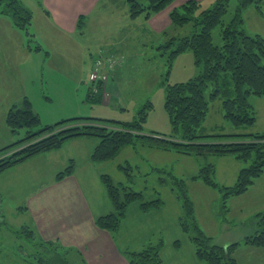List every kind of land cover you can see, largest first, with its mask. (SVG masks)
I'll return each instance as SVG.
<instances>
[{
	"label": "trees",
	"instance_id": "1",
	"mask_svg": "<svg viewBox=\"0 0 264 264\" xmlns=\"http://www.w3.org/2000/svg\"><path fill=\"white\" fill-rule=\"evenodd\" d=\"M176 1L128 0L130 16L137 18L143 15L150 19L170 8ZM261 1L217 0L210 8L202 10L200 3L192 0L170 12L172 29L164 32L160 44H155V48L151 47V50L164 61L167 71L162 74L161 85L165 87V108L171 120L172 132L176 135L167 136L145 131L144 127L152 108L150 101L139 109L130 123L76 117L42 127L39 116L25 97L22 106L14 105L9 110L7 124L13 133L22 128L27 129V137L0 150V174L36 156L59 150L65 142L75 138L99 140L91 155L94 163L112 161L124 148H133L139 153L140 148L145 147L198 159L209 156H234L245 165L233 186H222L215 180L216 166L211 163L188 179H200L205 185L219 191L222 195L221 207L227 208L228 211V201L234 196L245 194L264 173V134L236 131L223 133L219 131L218 126L214 127L210 131L213 133L210 134L203 132L204 124L214 102L220 108L221 114L223 113L222 119L233 128L243 129L255 124L256 109L250 99H264V38L247 32L245 14L251 7L260 9ZM0 12L10 18L18 29L27 30L31 25L33 16L19 0H0ZM82 21L83 18H80L79 23ZM216 29L220 30V43L215 42ZM185 52L194 54L198 75L186 83L172 84L169 82V76L174 60ZM99 96L89 94L90 99L103 98L102 95ZM218 100L221 103L218 104ZM35 129L37 130L34 131ZM73 167L71 162L58 175V179L62 180L70 175ZM118 169L123 173L125 182L116 184L110 175L101 176L114 210L96 220L98 228L111 233L119 231L126 210L132 203L139 202L144 211L159 209L164 204L160 196L162 192L154 185L146 184L154 194L150 200L145 199L144 191L135 189L139 177L136 173L142 171L129 162L120 164ZM155 172L162 175L161 170ZM169 175L174 177V174ZM147 177L150 176L143 174L141 178ZM160 177L159 182L164 181ZM174 179L179 182L181 192L185 193L178 197L182 200L185 211V216L180 217L181 229L194 243L197 258L206 264H235L232 252L239 243L228 247L213 244V239L198 226L194 202L185 191L187 181L178 177ZM146 182L148 183V180ZM160 186L163 185L159 184V188ZM172 190L175 193L177 191L174 187ZM25 230L33 233L24 227L19 234L24 235ZM193 231L197 232L196 236L189 235ZM242 241L246 245L264 247V221L256 233ZM48 244L50 245L47 248L44 244L34 243L45 251L36 254L39 264H71L66 257L67 252L62 253L59 246ZM180 245L181 241L175 242L176 247ZM162 247L161 242L142 251H128L126 258L130 264H165L161 255ZM46 256L48 262L44 260Z\"/></svg>",
	"mask_w": 264,
	"mask_h": 264
},
{
	"label": "rangeland",
	"instance_id": "2",
	"mask_svg": "<svg viewBox=\"0 0 264 264\" xmlns=\"http://www.w3.org/2000/svg\"><path fill=\"white\" fill-rule=\"evenodd\" d=\"M19 1L21 5L32 14L33 18L27 30H21L15 27L16 31L10 32L6 31L0 24V77L3 76V80L0 78V88H2L0 90L3 91L0 92V150L6 149L27 137V129L22 128L16 133H13L7 124L9 110L14 105L22 106V101L25 97L31 103L33 111L39 116L42 127L54 125L61 121L76 117H91L120 123H130L139 111L138 109H141L150 101L152 102V108L144 127L145 131L167 136L176 135V133L174 134L172 132L171 120L165 108L166 91L165 87L161 85L160 79L161 75L167 71H165L164 61L160 57L157 56L149 61L146 59L141 60V58L138 59L137 61L144 64L143 68L138 67L140 63H136V59L132 60L133 63L131 62V65H127L128 67L123 71L122 76H128L130 71L135 72L133 73L134 77H129V79L125 77L126 80L120 81L121 84H118L119 93H112L111 96L106 93L105 99L102 101L99 99H90L89 80H87V75H81L77 78L76 75L78 71H74L75 73L73 72V75L70 70L71 68L66 67V62H63L60 57L51 59L47 57L48 52H50V57L55 55L54 53L58 50L61 40L56 38L55 35H48L47 28L45 27L46 20L41 0ZM204 8L206 9L208 6H204ZM204 8H202V10ZM200 12L201 10L199 14ZM0 15L3 14L0 12ZM245 18V28L247 32L249 34L254 32L262 33L263 36L260 34L256 35H260L264 38V0L260 3V9H256L255 7L249 8L248 11H246ZM110 20H112L110 17L103 16L102 19L100 18L97 20L98 23L94 28L96 29L94 35H87L86 37L76 36L74 38L76 41V46L74 47L75 52L79 57L89 56L90 53L94 54L91 48L97 46L100 42L99 39L105 35L98 30H100L101 27L103 28V26H109L108 29H110ZM97 36L99 38H97ZM214 38L216 43L221 42L219 29L214 31ZM117 58H119L121 64L123 58L118 56ZM70 65L73 68L78 66L77 62L70 63ZM83 67L85 68V65ZM87 71L88 70H85L83 73H87ZM197 73L198 68L195 63L194 54L185 52L174 60L169 82L172 84L186 83L197 76ZM18 93L20 95H17ZM252 99L251 97L250 100ZM219 102L221 103L220 100L217 101L218 104ZM214 104L204 124V133H213L210 131L216 126H218L220 129L219 131L223 133L233 131L243 133L255 132L254 126L243 129L233 128L231 124L222 119L223 113L221 114L220 108L215 102ZM36 130L37 129L34 131ZM75 142L77 145L78 142ZM74 150L75 148L71 149L65 145L60 153L62 156H67ZM158 151L157 153L163 152L161 150ZM165 152L166 151H164V153ZM150 153L154 154V158L158 156V154L153 151ZM181 156L182 158L189 157ZM124 157L125 156L122 154L119 159L112 161L107 167H101V169H105L110 173L116 184L125 182L123 173L117 168L118 163H124V161H122ZM168 157L172 156L169 155ZM139 158L137 159L138 162H142L141 164L143 165L141 171L142 173H146L148 166L145 164H147V162H144L143 159L141 161V157ZM143 158L149 159L146 155H144ZM194 158L198 162L199 167L197 166L198 169L196 172L198 174V171L207 164L211 163L215 165L214 158L219 157L209 156L205 158L200 157V159H198V157ZM222 160H224V158L220 160L219 177L221 182L230 180L234 174V170L229 166L230 162ZM171 161L172 160L169 159V162ZM160 162L162 164V161ZM85 163L84 160L80 163L78 180L85 190H87L86 188L89 185L90 188L96 192L95 184L92 183V181H83L81 179L83 176L92 179L94 174L93 170L89 171ZM181 163L182 167L184 166L190 169L191 172L189 174L185 173L184 176H177L175 174L174 177L187 181L185 191L194 202L195 217L199 228L203 230L200 225L201 222L217 239L207 234L213 239V244L219 245L221 242L225 241H228L230 243L229 245L239 243L232 252L235 264H264V247L246 245L242 241L245 237L256 233L259 226L264 221V208L259 209L260 211L256 210L251 212L248 206L242 210L241 207H243L244 204H240V201L245 202L244 199L240 198H243V196L247 194L251 196L254 186L259 182L264 173L255 180V183L245 194L234 196L228 201L229 207L227 211V208L221 207L222 195L219 191L205 185L200 179L196 180L199 183L188 180L191 176L196 174H194L193 171L195 169L193 168L194 163L191 162L190 159L181 160ZM240 163L244 167L245 164L242 162ZM174 168L177 169V166L175 165ZM168 169L169 173L173 174V167L171 166ZM180 169L182 168L180 167ZM142 173H136V175H143ZM38 175L39 177H37ZM158 175L159 173H157V175L151 173L150 177L146 179L148 183L139 176L136 180L135 189L144 191L145 199L150 200L154 194L151 187H146V184L153 186L158 182L163 185L162 187L160 186L162 192L160 196L168 204V216L171 219H175L177 215L182 217L185 211L183 209L182 200L178 197L179 195L183 196L185 193L181 192V188L178 185L179 182L169 174ZM159 177L164 181L159 182ZM37 178H40L43 183H48V162L44 161L42 157L35 161V163H32L30 167H26L19 175L15 176L14 180L10 181L9 187L11 189L8 193L5 191L1 192L0 187V264H38L36 254L39 252L45 253L44 249L34 245V243L39 245L43 243H40L41 241L38 239V235L34 233L33 228L29 225V216L23 213L26 210L25 203L27 197L33 193L34 187L38 183L36 181ZM215 180L217 181L216 175ZM233 181L234 178L230 183ZM201 184L209 188V191L201 190ZM0 186H2L1 180ZM173 187L177 190V194L175 192L174 194L172 193ZM236 198H239L236 201L238 203L232 201ZM258 201L259 200H257L255 204H253L252 201L250 205H256ZM232 209H235V211L232 212ZM241 210L242 214L240 213ZM222 224H225L224 228H222ZM24 227H27V229L33 231V233H29V231L25 230V234L20 235L19 233L22 232ZM150 232L151 230L145 227V229H141L140 233L135 234L133 238L130 237L132 241L130 244L132 250H130V252L136 249L142 251L147 248L148 246L143 249L141 247L142 242L149 241L151 234L155 232V230H153L152 233ZM189 235L196 236L197 232L193 231ZM181 237L190 240L189 236L184 234L183 231L181 232ZM152 239H154V237H152ZM233 241L235 242L231 243ZM22 254L28 255L27 257H22ZM44 260L48 262L47 256L44 257ZM180 264L189 263L182 262ZM202 264L206 263L203 261Z\"/></svg>",
	"mask_w": 264,
	"mask_h": 264
},
{
	"label": "crops",
	"instance_id": "3",
	"mask_svg": "<svg viewBox=\"0 0 264 264\" xmlns=\"http://www.w3.org/2000/svg\"><path fill=\"white\" fill-rule=\"evenodd\" d=\"M188 1L192 0H177L172 7L157 13L150 19H146L143 15L137 18H131L128 0H41L46 20L45 27L47 28L48 35H55L56 38L61 40L58 50L54 53L55 55L50 57V52H48L47 57L49 59L60 57L63 62H66V67L71 68L72 74L74 71H78V76L76 75V77L79 78L81 75H87V80H89V75L96 60L117 58V56L122 57L123 62L111 72L110 81L105 89V92L110 96L112 93H119L118 84H121L120 81L126 80V78L129 79V77H134L133 73L135 72L130 71L128 76H122L123 71L128 67L127 65H131V62L133 63L132 60L135 59L137 63L139 62L137 60L140 58L141 60L146 59L149 61L157 57V53H153L151 47L154 49L155 44H160V41L163 39V33L172 29L170 12L174 8L183 6ZM193 1L200 3L202 8H204V6L210 8L217 0ZM103 16L112 19L110 20V29H108L109 26H103V28L99 27L100 30L98 31H101L105 35L103 37L100 35V42L97 46L91 48L94 54L90 53L89 56L79 57L75 52L74 47L76 46V41L74 38L76 36L86 37L87 35H94V31L96 30L94 28L98 23L97 20L100 18L102 19ZM80 18H83L81 24L79 23ZM0 24L6 31H16V26L13 24L12 20L4 15H0ZM250 34H260L263 36L262 33L257 32ZM97 38L99 37L97 36ZM74 62L78 64L75 68L70 65V63ZM84 65L85 68L83 67ZM138 65L137 66L140 68L144 66L143 63ZM84 69L88 70L87 73H83L85 71ZM0 78L3 80V76ZM161 80L162 75L160 81ZM0 92L3 91L0 90ZM103 93L104 90H102V93L93 96L100 97L99 95H103ZM89 94H92L90 83ZM17 95L20 94L18 93ZM252 98L251 103L256 109L254 130L255 132L263 134L264 99ZM100 100L102 101L104 98ZM75 141L78 142L77 145ZM98 144L99 140L95 138L71 139L65 142L59 150L36 156L0 174V180L2 181V186H0L1 192L5 191L8 193L11 189L9 187L10 181L14 180L15 176L19 175L26 167H30L32 163H35L40 157L48 162V183H43L40 178L36 179L38 183L34 187L33 193L27 197L25 203L26 210L23 212L29 216V225L33 228L34 233L38 235V239L41 241L40 243H43L44 247L47 248L48 245H50L48 243L59 246L62 249L60 252H67L66 257L71 264H130L129 260L126 258V252L132 250L130 245L132 241L130 237L133 238L135 234L140 233L141 229H145L146 227L151 230L150 233H152L153 230H155V232L151 234L149 241L142 242V249L146 246H155L162 242L163 247L161 255L165 264H180L182 262L202 264L196 256L194 244L188 240V238L181 237L182 229L180 225V215H177L175 219H171L168 216L169 210L166 201H164V204L159 209H151L148 211L142 210L139 202L132 203L127 208L120 229L116 233H111L96 226V220L99 217L111 213L114 210L106 188L101 180L103 174L110 175V173L105 169H101V167H107L112 161L119 159L123 154L125 157L122 161H124V163L129 162L140 171L143 165L141 164L142 162H138L137 159L139 157H141V161L143 159L144 162H147V164H145L148 166L146 173L161 170L163 175H168L170 174L168 168L172 166L174 175L184 176L185 173L189 174L191 171L184 166L182 167L181 160L190 159L191 162L194 163L193 168L195 169L193 171L195 174L199 167L196 159L194 157L182 158L181 155L174 152L164 153L163 151L157 153L159 152L158 150L144 147L140 148L139 153H136V150L133 148H124L116 159L109 162L94 163L91 159V155ZM65 145L71 149L75 148V150L67 156H62L60 151ZM152 151L158 154L156 158L153 157L154 154L150 153ZM142 155L148 156L149 159L143 158ZM169 155L172 157H168ZM222 158H224L222 161L227 160L230 162L229 166L234 170V174L230 180L221 182L219 173L220 160ZM169 159L172 161L169 162ZM214 159L218 183L224 186L233 185L240 170L243 168L240 161L231 156H223ZM82 160L86 162L85 165L89 171L93 170L94 174L92 179L87 176H83L81 179L83 181H92V183L95 184L96 192L92 190L87 183L88 187L86 188L87 190H85L78 180L79 167L81 166L80 163ZM160 161H162V164ZM71 162L74 163L72 173L65 176L62 180H59L58 175L62 170L67 168ZM120 164L123 163H118L117 168ZM175 165L177 169L174 168ZM180 167L182 169H180ZM146 173L143 174L150 176ZM156 173L157 172H155V175H157ZM139 176L143 177V175ZM37 177H39V175ZM233 178L234 181L230 183ZM143 179L146 180L145 178ZM158 185L159 183H156L154 186H156L155 188L157 190L159 189L160 192L161 188H158ZM201 186V190L209 191V188L206 186L202 184ZM172 193L174 194L173 190ZM251 193V196L247 194L243 196V198L239 197L245 200V202L240 201V204H244L241 209L244 210L246 206H248L251 212H253L264 208V174L261 176L259 182L256 183ZM239 198L233 199L232 201L235 203ZM257 200H259L258 204L250 205V202L252 203L253 201V204H255ZM242 210L240 212L241 214ZM234 211L235 209H232V212ZM200 225L206 234L212 235L201 222ZM224 226L225 224H222V228H224ZM152 237H154V239H152ZM214 239L216 238L214 237ZM176 241H181L179 247L175 246ZM234 242L235 241L231 243ZM229 244L228 241H225L221 242L219 245L226 247ZM133 251L137 252L140 250L136 249ZM27 255L28 254H22L21 256L27 257Z\"/></svg>",
	"mask_w": 264,
	"mask_h": 264
},
{
	"label": "built area",
	"instance_id": "4",
	"mask_svg": "<svg viewBox=\"0 0 264 264\" xmlns=\"http://www.w3.org/2000/svg\"><path fill=\"white\" fill-rule=\"evenodd\" d=\"M120 64L119 58H109L106 60L98 59L93 65V69L89 75V83L93 95H98L104 90L103 96H106V85L110 80L111 72Z\"/></svg>",
	"mask_w": 264,
	"mask_h": 264
}]
</instances>
